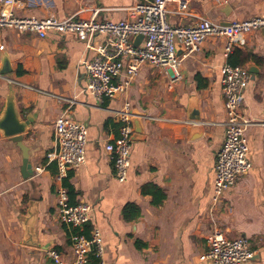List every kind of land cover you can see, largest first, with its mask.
Wrapping results in <instances>:
<instances>
[{
	"label": "crops",
	"instance_id": "1",
	"mask_svg": "<svg viewBox=\"0 0 264 264\" xmlns=\"http://www.w3.org/2000/svg\"><path fill=\"white\" fill-rule=\"evenodd\" d=\"M138 1L17 0L13 11L19 17L60 21L98 11L100 22H132L138 18L133 9ZM167 10L172 27L201 20L222 25L264 13V0H223L221 5L189 0L183 11L173 5ZM104 40L95 36L88 48L72 34L49 32L39 39L0 28V68L6 58L12 70L0 75V112L12 89L21 114L33 115L22 139L29 178L22 177L21 151L0 135V264H53L47 257L52 250L71 260L72 231L58 221L56 211L57 190L68 176L71 205L91 207L84 235L99 230L105 264H209L202 256L214 231L247 239L253 256L245 264H264V127L255 125L264 122V32H251L245 45L228 55L225 39L209 38L183 59L179 81L143 67L120 98L98 102L86 89L84 64ZM240 55L248 58L237 66L249 73L242 115L254 124L244 133L251 168L214 205L216 155L225 135L221 67L236 65ZM58 98L72 101L68 115L87 128L85 162L62 182L55 180L56 165L46 158L54 148L53 123L66 109ZM124 101L142 117L127 178L119 183L104 146L119 136L114 112ZM144 188L160 190L161 206ZM129 204L139 210L134 221L123 216Z\"/></svg>",
	"mask_w": 264,
	"mask_h": 264
},
{
	"label": "built area",
	"instance_id": "2",
	"mask_svg": "<svg viewBox=\"0 0 264 264\" xmlns=\"http://www.w3.org/2000/svg\"><path fill=\"white\" fill-rule=\"evenodd\" d=\"M221 5L223 0H213ZM189 0H139L134 5L138 14L135 21L96 19L98 11L88 17H70L57 20L54 17L37 19L19 17L13 7L17 0H0V28L18 33H27L42 39L49 32L72 34L85 42L89 48L95 36L105 37L104 44L94 49L96 55L85 63L87 91L98 102L104 99L115 100L127 92L143 67L165 71L170 82L180 80L179 68L186 57L195 54L209 38L226 40L225 55L234 48L245 45V37L254 31L264 30V13L241 21H231L227 25L201 20L195 25L172 27L167 21L168 6L183 11ZM142 41L134 45L136 37ZM179 49V53H177ZM221 96L225 113V135L216 155L215 179L212 204L222 201L225 191L234 186L238 177L247 174L251 168L244 133L253 123L242 115L244 91L249 82V73L244 66L224 64L221 67ZM66 105L53 123L54 148L46 158L56 165L55 180L62 182L68 172L77 170L85 162L87 128L68 115L72 101L58 98ZM119 123V136L104 146L114 169V177L119 183L127 178L130 167V150L133 127V112L130 103L124 101L114 112ZM264 127V122L257 123ZM41 172L40 168L35 172ZM58 221L72 231L71 260L67 261L56 251H49L47 257L53 264H89L91 257L98 264L103 260V246L98 229L84 235L89 222L91 207L85 203L71 205L67 190L60 186L56 194ZM208 251L202 259L209 264H245L253 256L247 239H229L223 233L214 231L207 242Z\"/></svg>",
	"mask_w": 264,
	"mask_h": 264
},
{
	"label": "water",
	"instance_id": "3",
	"mask_svg": "<svg viewBox=\"0 0 264 264\" xmlns=\"http://www.w3.org/2000/svg\"><path fill=\"white\" fill-rule=\"evenodd\" d=\"M228 23H222V25H227ZM264 32V30H262ZM142 41V37L138 36L134 40V45ZM179 53V49H177ZM11 68L8 64V60L5 58L2 60V66L0 68V75H6L11 73ZM33 115L23 116L21 112L17 109L15 105V99L13 90L9 91L6 96L4 107L0 112V135L4 138L11 140L18 149L21 151L22 155V168L21 173L24 179L30 177L32 170L28 162V149L22 144L23 135L28 132L30 124L33 123ZM141 115L133 111V116L131 118V124L133 127L132 140L136 138L138 124L141 120ZM190 120H196V117H191Z\"/></svg>",
	"mask_w": 264,
	"mask_h": 264
},
{
	"label": "trees",
	"instance_id": "4",
	"mask_svg": "<svg viewBox=\"0 0 264 264\" xmlns=\"http://www.w3.org/2000/svg\"><path fill=\"white\" fill-rule=\"evenodd\" d=\"M241 60L240 62H238L236 65L235 64H230L232 66H237V65H243L245 64L247 61H248V58L246 57H243L241 56ZM18 75H22L23 72L22 71H18L17 73ZM70 176H68L64 181H63V186L66 188L67 190V194L69 195L70 197V204H73L72 200V196H73V191H72V188L71 186L69 185L68 183V179H69ZM143 193H146V194H152V197H153V203L154 205H156L157 207L161 206L162 204V200H159L158 196L160 194V197L163 198L161 192L159 189H148V188H144L143 189ZM164 199V198H163ZM138 215H139V210H138V207L135 206V205H127L123 208V216L124 218L127 220V221H134L135 219L138 218ZM89 264H98V260L95 259L94 257H91L90 259V263Z\"/></svg>",
	"mask_w": 264,
	"mask_h": 264
}]
</instances>
